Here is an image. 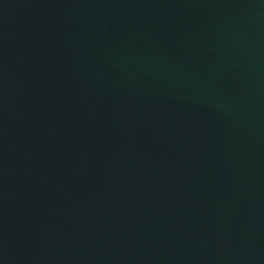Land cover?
<instances>
[{"label": "water", "instance_id": "95a60500", "mask_svg": "<svg viewBox=\"0 0 264 264\" xmlns=\"http://www.w3.org/2000/svg\"><path fill=\"white\" fill-rule=\"evenodd\" d=\"M0 264H264V0H0Z\"/></svg>", "mask_w": 264, "mask_h": 264}]
</instances>
